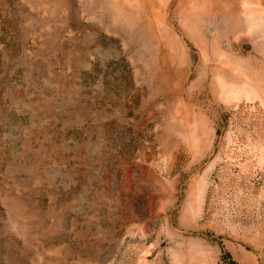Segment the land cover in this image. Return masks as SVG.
Here are the masks:
<instances>
[{
	"label": "rangeland",
	"instance_id": "1",
	"mask_svg": "<svg viewBox=\"0 0 264 264\" xmlns=\"http://www.w3.org/2000/svg\"><path fill=\"white\" fill-rule=\"evenodd\" d=\"M0 264H264V0H0Z\"/></svg>",
	"mask_w": 264,
	"mask_h": 264
}]
</instances>
